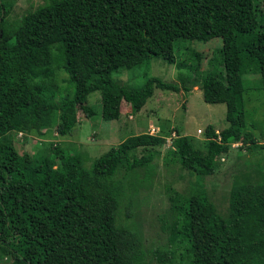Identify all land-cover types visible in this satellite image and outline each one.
Instances as JSON below:
<instances>
[{
    "label": "trees",
    "instance_id": "trees-1",
    "mask_svg": "<svg viewBox=\"0 0 264 264\" xmlns=\"http://www.w3.org/2000/svg\"><path fill=\"white\" fill-rule=\"evenodd\" d=\"M11 6L0 0V262L145 264L137 230L118 221L122 198L131 208L133 193L116 176L147 169L164 137L129 136L90 169L60 144L45 145L47 155L21 153L14 138L70 135L79 110L95 114L87 103L95 91L104 120L140 111L155 88L187 92L158 77L134 88L111 74L151 57L176 63L177 39L221 37L207 69L193 52L187 67L200 74L188 80L199 79L205 102L225 103L228 126L208 125L203 147L176 130L169 161L196 180L177 210L185 236L162 252L180 250V264H264V164L232 174L224 212L201 182L233 144L249 150L256 142L246 130L243 75L259 74L264 90V0H48L9 22Z\"/></svg>",
    "mask_w": 264,
    "mask_h": 264
},
{
    "label": "rangeland",
    "instance_id": "rangeland-1",
    "mask_svg": "<svg viewBox=\"0 0 264 264\" xmlns=\"http://www.w3.org/2000/svg\"><path fill=\"white\" fill-rule=\"evenodd\" d=\"M47 1L11 0L9 22ZM221 45V37L206 42L177 39L173 43L176 63L170 64L161 58L151 57L140 65L111 74L114 80L134 88L142 87L150 77H158L167 82H178L181 86L188 85L190 90L187 92L155 88L140 111L128 116L122 112L117 120H104L100 112V94L95 91L87 98L95 114L86 118L79 110L77 125L70 135L59 136L54 131L41 137L18 134L14 138L21 153H35L39 150L40 155H47L45 145L49 142L60 144L69 152L79 155L83 166L90 169L97 157L129 136L147 132L164 137L163 145L156 148V155L147 169L138 168L133 175L121 170L116 176L130 186L126 196L131 197L133 193L131 208L126 207L125 198H122L118 221L131 224L137 230L145 254V264H180V250L174 256L168 255V258L162 251L173 248V244L185 236L178 228L180 217L177 210L185 207L186 195L196 177L177 162L169 161L171 158L168 150L176 137V130L192 137L196 147H203L208 125L217 131L228 126L225 103L205 102L203 92L199 89V79L193 83L188 80L191 75L195 76L197 72L200 74V71L187 67V64L196 62L195 58L191 60L193 52L200 53V70L203 71L207 69L214 50ZM182 61L186 66L178 64ZM259 78V74L243 75L248 88L244 95L246 130L252 133L256 142L251 144L249 150L239 149V143L233 144L229 152L220 157L216 173L201 180L221 212L227 206L232 174L240 168L252 169L258 164H264V90L258 88ZM136 154L140 156L142 151L138 149ZM4 261L0 264H5Z\"/></svg>",
    "mask_w": 264,
    "mask_h": 264
},
{
    "label": "built area",
    "instance_id": "built-area-1",
    "mask_svg": "<svg viewBox=\"0 0 264 264\" xmlns=\"http://www.w3.org/2000/svg\"><path fill=\"white\" fill-rule=\"evenodd\" d=\"M152 130H153V129H151L150 132H151ZM19 134H20V133H19ZM150 134H152V133H150ZM20 135H21V134H20ZM153 135H154V134H153Z\"/></svg>",
    "mask_w": 264,
    "mask_h": 264
},
{
    "label": "crops",
    "instance_id": "crops-1",
    "mask_svg": "<svg viewBox=\"0 0 264 264\" xmlns=\"http://www.w3.org/2000/svg\"><path fill=\"white\" fill-rule=\"evenodd\" d=\"M129 114H127V116H128Z\"/></svg>",
    "mask_w": 264,
    "mask_h": 264
}]
</instances>
